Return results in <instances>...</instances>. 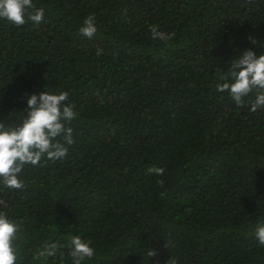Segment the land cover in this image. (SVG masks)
<instances>
[{"label": "trees", "instance_id": "trees-1", "mask_svg": "<svg viewBox=\"0 0 264 264\" xmlns=\"http://www.w3.org/2000/svg\"><path fill=\"white\" fill-rule=\"evenodd\" d=\"M33 4L38 26L0 19V123L22 126L45 91L67 92L77 117L65 158L26 165L23 190L0 184L15 264H73L74 236L95 250L81 264H264V109L250 110L255 90L239 107L216 88L241 53L264 55V0ZM152 25L174 36L153 39Z\"/></svg>", "mask_w": 264, "mask_h": 264}, {"label": "clouds", "instance_id": "clouds-1", "mask_svg": "<svg viewBox=\"0 0 264 264\" xmlns=\"http://www.w3.org/2000/svg\"><path fill=\"white\" fill-rule=\"evenodd\" d=\"M44 8H35L33 0H0V19L17 27L31 21L39 25L44 19ZM27 18V19H26ZM84 26L79 33L87 38L95 37L98 29L95 16L90 14L84 20ZM153 39H159L165 43L172 39L174 34H166L159 31L157 25L150 26ZM256 43L255 40L252 41ZM102 49H97V56L102 54ZM232 83H220L216 88L218 92H228L232 100L239 107L245 104L244 98L255 90V100L251 103V112L264 109V55L257 57L256 53L247 50L240 57L231 61L229 70ZM220 79L227 80L228 76ZM68 93L51 94L47 91L37 95H29L27 98L28 114L23 118L22 126L6 127L0 123V184L8 190H23L24 182L20 179V173L26 165L39 166L41 161H57L65 158L68 147L75 143L73 129L66 127L77 117L74 111L75 105L68 103ZM149 174L162 176L165 169L149 167ZM160 187L164 186L163 180L157 181ZM166 191L161 196L166 195ZM0 206L7 207L5 201L0 199ZM19 227L11 221L5 212L0 211V264H15L17 256L13 248V242L18 238ZM256 239L260 245H264V224L256 228ZM91 241H84L79 236L70 237L73 264H81L85 259H91L95 250L90 246ZM64 247L58 243L46 244L44 251L39 252L41 257H52L58 249ZM63 256V252L59 253ZM147 255H156L154 250H149ZM168 264H176L171 259Z\"/></svg>", "mask_w": 264, "mask_h": 264}]
</instances>
